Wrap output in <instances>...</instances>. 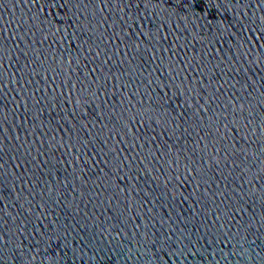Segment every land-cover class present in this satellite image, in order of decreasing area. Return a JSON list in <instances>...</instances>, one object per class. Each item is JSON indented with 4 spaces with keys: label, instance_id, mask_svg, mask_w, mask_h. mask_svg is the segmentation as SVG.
I'll list each match as a JSON object with an SVG mask.
<instances>
[{
    "label": "water",
    "instance_id": "obj_1",
    "mask_svg": "<svg viewBox=\"0 0 264 264\" xmlns=\"http://www.w3.org/2000/svg\"><path fill=\"white\" fill-rule=\"evenodd\" d=\"M262 16L0 0V264H264Z\"/></svg>",
    "mask_w": 264,
    "mask_h": 264
},
{
    "label": "snow or ice",
    "instance_id": "obj_2",
    "mask_svg": "<svg viewBox=\"0 0 264 264\" xmlns=\"http://www.w3.org/2000/svg\"><path fill=\"white\" fill-rule=\"evenodd\" d=\"M34 2H37V0H34ZM45 2H47V0H45ZM98 2H99V4H104L105 6H107V3L113 2V0H98ZM114 2L116 4H119L120 0H114ZM41 7H43V4H41ZM99 10L102 11V9H100V8H99ZM260 25L264 26V16H262L260 18ZM57 31H59V30L57 29ZM76 37H77L76 32H72L71 35H69L68 32H65L64 35L61 37V39L62 40L63 39H68V40H70L72 42H76ZM137 47H139V45H137ZM2 54H3V52L0 51V57H2ZM100 54H101L100 52H96L95 56L98 58L100 56ZM71 63H72V61L69 60V64H71ZM0 67H2V63H0ZM2 77H3V73L0 72V82H2ZM95 95H96V93H94V96ZM77 106L79 107V102H77Z\"/></svg>",
    "mask_w": 264,
    "mask_h": 264
}]
</instances>
